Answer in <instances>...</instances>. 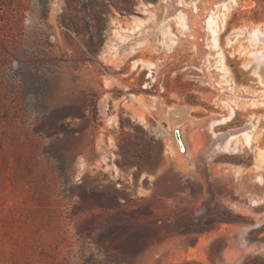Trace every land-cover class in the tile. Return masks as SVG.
Returning <instances> with one entry per match:
<instances>
[{"label":"rangeland","instance_id":"374dc122","mask_svg":"<svg viewBox=\"0 0 264 264\" xmlns=\"http://www.w3.org/2000/svg\"><path fill=\"white\" fill-rule=\"evenodd\" d=\"M175 1L0 0V264H243L264 256V164L254 166L256 149L217 148L209 126L227 112L222 99H240L253 77L227 54L242 87L219 85L203 23L214 0L197 12ZM227 6L226 33L264 28V0ZM177 7L209 53L206 74ZM138 18L118 55L114 26ZM167 27L176 36L170 49L161 42ZM137 40L145 44L123 50ZM248 113L237 110L214 130L238 128ZM215 239L222 243L211 260Z\"/></svg>","mask_w":264,"mask_h":264},{"label":"bare ground","instance_id":"6f19581e","mask_svg":"<svg viewBox=\"0 0 264 264\" xmlns=\"http://www.w3.org/2000/svg\"><path fill=\"white\" fill-rule=\"evenodd\" d=\"M201 1L202 0H176L175 4L178 6L186 4L187 6L192 7L193 12H197ZM228 1L236 2L237 0H214L210 1L206 7V15L204 16L203 23L204 27L211 36L208 46L214 49L212 58L215 61L214 66L212 67L216 68L218 70L217 72H219L218 84L221 86L231 84V90L237 92L242 86L236 80V77L230 68L227 54L230 56L235 55L241 60V66L245 70L249 71L250 75H252L253 78L250 81L255 84V87L252 90L245 89L246 93L244 95L239 94L240 99H222L223 104L227 108V112L220 118L211 119L209 121V126L213 128L212 133L217 137V139H215L217 140L216 145L220 150L228 153H238L243 151L245 148H252V150L256 149V157L258 158L255 161L254 166L259 169L260 167H263L261 164H264V147H257V142L263 135L264 131V127L261 126L262 120H264V112L259 113L256 116L255 113H248V111L250 107L264 105V100H258V97L262 96L264 93V28H261L259 24H245L239 27L234 26L226 33L225 24ZM174 17L178 21V26H180L182 34L186 33L195 40L194 44L196 45L197 53L203 58V61H200V63L197 64V67L203 74H206L210 60L205 57L209 55V53L206 52V48L204 50V47L197 41L198 34H195L196 30L193 26L189 12H187L184 7H177ZM135 22L136 24L134 27L121 25L114 26L113 48L118 50V55L122 53L121 49H119L120 43L125 42L127 37H130L128 36V33L134 34L137 29H140V23H142V20L138 18ZM161 34L163 36L161 42L170 49L171 45L175 41V34L170 31L169 27L165 28ZM142 43L143 41L141 40L131 42V44L129 43L127 47H125L126 49L123 48V50H127L132 54L135 52L136 48L145 44V42L144 44ZM207 49L209 50V48ZM137 61L138 60L133 61V66L138 63ZM147 65V68H149V75H152V68L155 65L153 62H149ZM237 110H243L245 113H248L244 115L245 122L242 126L235 129H228V131L219 130L217 132L214 130L215 127L232 121L237 113ZM179 133L181 141L184 145L181 134L182 132H180V130ZM257 176L258 178L260 177V175Z\"/></svg>","mask_w":264,"mask_h":264},{"label":"trees","instance_id":"16d2710c","mask_svg":"<svg viewBox=\"0 0 264 264\" xmlns=\"http://www.w3.org/2000/svg\"><path fill=\"white\" fill-rule=\"evenodd\" d=\"M229 221V220H228ZM188 229H191L190 226ZM198 231H204L206 230L207 228L205 226H201L200 228H197ZM222 243V241L220 240H213L211 241L210 245H209V250H208V256L211 260L214 259V256L216 255V246L218 244ZM137 246V244L135 245V247ZM180 264H201L197 261H194V260H190V261H183L181 262ZM243 264H264V256H261V255H257L255 256L254 258L250 259V260H246L244 261Z\"/></svg>","mask_w":264,"mask_h":264},{"label":"water","instance_id":"95a60500","mask_svg":"<svg viewBox=\"0 0 264 264\" xmlns=\"http://www.w3.org/2000/svg\"><path fill=\"white\" fill-rule=\"evenodd\" d=\"M175 137H176V139L179 141L180 147L183 148L184 145H183V143H182V141H181V136H180V133H179V130H178V129L175 131Z\"/></svg>","mask_w":264,"mask_h":264}]
</instances>
